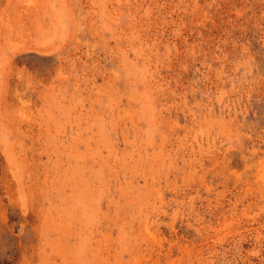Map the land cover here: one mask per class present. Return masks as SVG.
<instances>
[{"label": "rangeland", "instance_id": "rangeland-1", "mask_svg": "<svg viewBox=\"0 0 264 264\" xmlns=\"http://www.w3.org/2000/svg\"><path fill=\"white\" fill-rule=\"evenodd\" d=\"M0 264H264V0H0Z\"/></svg>", "mask_w": 264, "mask_h": 264}]
</instances>
